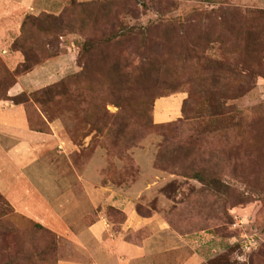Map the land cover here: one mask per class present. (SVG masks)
<instances>
[{"label":"rangeland","instance_id":"374dc122","mask_svg":"<svg viewBox=\"0 0 264 264\" xmlns=\"http://www.w3.org/2000/svg\"><path fill=\"white\" fill-rule=\"evenodd\" d=\"M6 1L0 264H264V0Z\"/></svg>","mask_w":264,"mask_h":264},{"label":"crops","instance_id":"0c3cea01","mask_svg":"<svg viewBox=\"0 0 264 264\" xmlns=\"http://www.w3.org/2000/svg\"><path fill=\"white\" fill-rule=\"evenodd\" d=\"M17 12H19V9L16 5V2H11V1L7 2L6 0L2 2V0H0V43L5 38L8 29L12 25L16 24ZM46 76H48V74H46L43 77L41 76L40 79H35L33 83L38 84L40 82L46 81L47 80ZM18 85H20L19 81L17 82V85H15L10 90V94H9L10 96L13 95L12 93L18 91L17 88ZM184 99L185 96L183 93H176L167 97H161L156 99L153 105V112H152L153 121L157 124H161L179 118L181 116L182 104ZM4 103L5 102H0V110L1 107L5 105ZM6 110H8V112L3 113L2 117L0 116V118L3 121H6V125L8 127H14L13 122L15 123V122L23 121L22 115L17 116L16 113L15 115L11 114L12 108L8 107ZM0 122L2 121L0 120ZM92 229H94V231L99 232L98 230L100 229V226L98 224H95L93 225ZM111 241H112V244L110 245L111 249L110 250L107 249L106 250L107 253H111V255H116V257L119 258L121 257V255H124L126 253H128V255L126 254L128 257H132V256L144 257L145 259L143 258V261L142 260L140 261L141 264L143 263L145 264L151 261V257H146L147 248L145 245L135 246L132 244H127L116 240H111ZM200 262H201V258L195 255V256L187 257L185 264H198ZM152 264H159V262L153 260Z\"/></svg>","mask_w":264,"mask_h":264},{"label":"trees","instance_id":"16d2710c","mask_svg":"<svg viewBox=\"0 0 264 264\" xmlns=\"http://www.w3.org/2000/svg\"><path fill=\"white\" fill-rule=\"evenodd\" d=\"M62 21H64L63 19H62ZM59 26H61V27H63V26H66V25H64V24H60ZM24 56H25V60L20 64V66L17 68V70H16V73H22V72H27L30 68H31V66L28 64L29 62H28V56H27V54L26 53H24ZM56 89H57V86H55V87H52V88H50V89H46V90H44L42 93H43V96H45L46 98L47 97H51L52 96V94L53 93H56ZM9 100L10 101H13V102H15V103H20V101H18V99L17 98H14V97H11V98H9ZM154 105V104H153ZM183 110H184V102H183V104H182V112H183ZM153 118V117H152ZM162 124V123H161Z\"/></svg>","mask_w":264,"mask_h":264}]
</instances>
